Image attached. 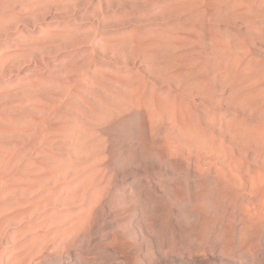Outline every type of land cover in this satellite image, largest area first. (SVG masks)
Returning <instances> with one entry per match:
<instances>
[{"label": "rangeland", "instance_id": "obj_1", "mask_svg": "<svg viewBox=\"0 0 264 264\" xmlns=\"http://www.w3.org/2000/svg\"><path fill=\"white\" fill-rule=\"evenodd\" d=\"M216 1L0 0V264H264L193 209L238 152L207 125L252 110L212 73L258 32Z\"/></svg>", "mask_w": 264, "mask_h": 264}, {"label": "bare ground", "instance_id": "obj_2", "mask_svg": "<svg viewBox=\"0 0 264 264\" xmlns=\"http://www.w3.org/2000/svg\"><path fill=\"white\" fill-rule=\"evenodd\" d=\"M212 4L215 7L224 5L232 9V12L237 11L240 16L244 12L247 13L249 26L254 27L258 32V35L253 36L242 32V37L238 39V43L232 42L233 45H231L228 41L226 47L222 46L224 49L221 48L222 50L217 52L220 61L213 66L215 71L213 70L212 73L214 74L212 75L213 81L217 78V74H221L232 98H240L242 102L245 101L250 105L252 110H236L232 116L218 111L207 125L211 130L217 128L220 133L231 135L236 141L238 152L233 151L232 154H229L224 139L220 143L218 142L219 146L211 145L208 154L211 158V164H208L204 170L211 171L214 167L215 183L211 189L202 193L206 204L194 202L193 209L199 215L202 225L208 226L213 231L222 229L232 232L238 227L240 244L248 246L250 238L253 235L259 236L260 231L264 230V59L263 65L261 63L259 65L256 52L259 50L264 53V0H217L213 3L208 2V5L213 7ZM242 17L238 18L241 19ZM243 18L245 19V17ZM228 33L226 34L228 35ZM233 37L235 38V36ZM218 40L219 44L225 42L223 38ZM260 59L262 60V58ZM212 62L214 63L213 60ZM215 84H217L216 81ZM214 90L218 91L220 95L225 93V90L217 89L216 85H214ZM183 102L180 105H175V121L176 119L177 121L181 120L186 124L188 115H186ZM249 151L252 152V156H248ZM245 195L248 197L247 200L244 198Z\"/></svg>", "mask_w": 264, "mask_h": 264}]
</instances>
